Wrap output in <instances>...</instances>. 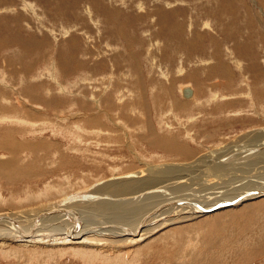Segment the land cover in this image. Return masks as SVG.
<instances>
[{
	"label": "rangeland",
	"instance_id": "374dc122",
	"mask_svg": "<svg viewBox=\"0 0 264 264\" xmlns=\"http://www.w3.org/2000/svg\"><path fill=\"white\" fill-rule=\"evenodd\" d=\"M0 84V119H10L0 123V137L30 142L43 165L49 151L66 154L73 184L81 175L91 183L137 170L144 161L184 160L190 151L238 153L264 132V0H0ZM183 87L194 90L192 100L180 96ZM17 118L22 126L11 123ZM111 121L130 134L141 162L117 142L122 132ZM151 128L177 144L147 146L158 139ZM37 180L26 185L43 189L42 175ZM250 202L255 206L236 214L228 211L239 207L211 212H228L215 222L201 223L207 214L171 227L124 262L264 264V197ZM45 260L23 264H52Z\"/></svg>",
	"mask_w": 264,
	"mask_h": 264
},
{
	"label": "bare ground",
	"instance_id": "6f19581e",
	"mask_svg": "<svg viewBox=\"0 0 264 264\" xmlns=\"http://www.w3.org/2000/svg\"><path fill=\"white\" fill-rule=\"evenodd\" d=\"M1 84L3 85V82ZM185 90H189V96L184 99H193L195 93L191 87H183L180 96H183ZM5 103L10 105V101ZM105 119L101 120L99 126L104 122L108 123ZM9 121L10 119H0V123ZM11 123L22 126L23 122L17 118ZM111 123L122 132V139H118L117 142L122 140L123 144L120 145L129 153L128 156L133 159L136 157V160L141 162L143 158L135 154V146L133 150L130 149V134L118 122ZM158 127L159 130L163 128V131L169 129V126H164L162 122ZM155 132L153 128L150 129V134L158 139L151 144L147 142V146L177 144V140H170L165 137L167 136L165 133L158 135ZM262 132L261 130L252 135V139L256 138L253 147L238 153L229 152L231 156L227 158H224L229 154L227 150L198 154L190 151L184 160H173L171 163L157 165L144 161L137 170L111 174L105 179L96 178L91 183H87L85 181L87 179L83 180L81 175V180L75 179L78 183L74 184L68 179L74 170L68 169L70 163L66 165L67 161H63L66 154L63 153L64 156L63 154L61 156L59 150L49 151L47 158L40 154L46 158V164L43 165L42 159L28 146L30 142L10 141L2 136L0 191L4 190L10 195L6 200L2 198L0 192L2 208L0 258L3 256L14 258V264H23L25 259L30 260L33 257L46 259L52 264H66L65 256L80 260L83 264H125L124 259L130 261L142 248H147L150 242L159 237H166L171 227L197 221L213 211L226 207H239L228 211L234 214L254 207V202H248L264 197V132ZM22 137L24 133L18 139ZM73 138H77V142L80 141L76 134ZM222 149H227V146ZM37 150L42 152L41 149ZM66 150L71 152L72 149L67 147ZM2 151L7 153L3 154ZM12 154L16 157L12 158ZM80 157L86 159L83 154ZM115 159L117 158H112L113 161ZM41 175L44 178L42 182L44 188L39 189L40 187L36 186L34 191L31 190L26 183L31 184L29 181L33 180L37 185V178ZM244 179L248 181L241 185L244 187L242 190H246L243 192L240 183ZM253 179L256 183L251 186L249 182ZM15 182L23 185L13 189L12 185ZM189 182L193 184H188ZM79 183L81 184L78 185ZM225 183L229 185L224 186ZM190 185L198 187L192 188ZM231 185H234L235 189L231 188ZM228 212L212 216L210 214V217L201 223L215 222Z\"/></svg>",
	"mask_w": 264,
	"mask_h": 264
},
{
	"label": "water",
	"instance_id": "95a60500",
	"mask_svg": "<svg viewBox=\"0 0 264 264\" xmlns=\"http://www.w3.org/2000/svg\"><path fill=\"white\" fill-rule=\"evenodd\" d=\"M187 96H189V90L183 91V97H187Z\"/></svg>",
	"mask_w": 264,
	"mask_h": 264
}]
</instances>
